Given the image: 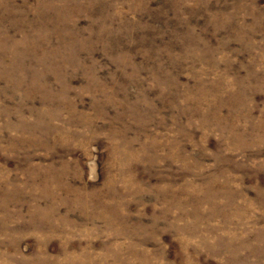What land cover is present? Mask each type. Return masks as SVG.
<instances>
[{
	"label": "rangeland",
	"instance_id": "1",
	"mask_svg": "<svg viewBox=\"0 0 264 264\" xmlns=\"http://www.w3.org/2000/svg\"><path fill=\"white\" fill-rule=\"evenodd\" d=\"M0 264H264V0H0Z\"/></svg>",
	"mask_w": 264,
	"mask_h": 264
}]
</instances>
